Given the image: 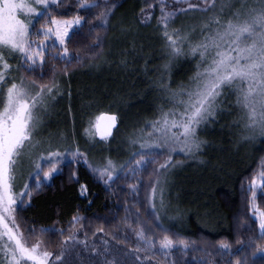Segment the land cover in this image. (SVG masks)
<instances>
[{
    "label": "trees",
    "instance_id": "trees-1",
    "mask_svg": "<svg viewBox=\"0 0 264 264\" xmlns=\"http://www.w3.org/2000/svg\"><path fill=\"white\" fill-rule=\"evenodd\" d=\"M258 2L247 0L246 9ZM83 3L95 6L82 8ZM229 5L236 10L240 0H217L207 12L198 9L180 11L188 6L175 0H58L32 18L30 33L34 35L46 17H79L81 23L70 32L71 39L58 48L61 52L66 47L68 56L56 53L54 60L61 61L62 73H66L70 68L73 70L93 61L100 54L93 62L101 60L100 63L107 67L104 77L113 79L118 65L110 66L112 61L135 62L133 68L144 62L157 64L166 61L164 52L169 54L170 50L166 48L163 35L165 26L159 22L163 8L175 13L168 21L167 31L174 34L173 30L178 29L182 36H188V41L182 45L185 54L175 57L169 54L167 59L182 65V70L179 68L173 72L171 78L173 84H183L186 73L191 74L190 71L200 64L199 55L189 53V43H198L210 30L219 27L212 23L213 17H218L222 23L227 22L234 11L230 7L227 9ZM205 25H210V29ZM47 52L45 58L53 56ZM23 62L27 63L25 70L33 80L45 77L39 81H47L53 73L54 66L47 61L32 68L28 67V62ZM61 79L64 84L62 97L54 107L67 125L68 116L72 110L75 112V105L70 103L66 91H71V84L74 87L76 77L71 74L66 79L61 74ZM236 99L237 92L225 86L218 98L215 115L209 117L205 127L202 126L199 138L208 144V153H202L200 164H205L203 159L207 164L189 167L172 176L171 191L174 189L179 194L174 199L170 193L168 198L179 207L177 214L182 216L176 221H163L159 217L160 227L184 243L160 251H146V255L161 264H264V253H259L264 246V232L260 231L259 218L255 214L256 209L264 212V183L250 184L252 177L264 171V138H248L244 134L246 125L240 117L244 109ZM149 111L137 110L124 117L118 131L124 130L131 118L148 116ZM72 121L78 133V118ZM211 153L213 156H208ZM141 156L151 158L153 154ZM128 165L111 183L105 184L82 159L64 162L51 179L31 188L27 199L17 209L19 226L29 237L42 239L49 251L57 252L61 240L70 233L73 221L81 220L89 239L96 233L102 237L100 244L92 239L88 245L92 253L100 245L111 244L115 245L111 246L112 249L120 252L121 248L116 246L135 242V212L139 208L135 204L144 202L145 192L143 173L135 169L133 161ZM201 172L210 176L203 177L205 174ZM90 222V227H86ZM222 243L229 247H221Z\"/></svg>",
    "mask_w": 264,
    "mask_h": 264
},
{
    "label": "rangeland",
    "instance_id": "rangeland-1",
    "mask_svg": "<svg viewBox=\"0 0 264 264\" xmlns=\"http://www.w3.org/2000/svg\"><path fill=\"white\" fill-rule=\"evenodd\" d=\"M57 1L58 0L49 5L56 4ZM236 6V10L241 8V4ZM229 7L234 10L233 5H229L227 9ZM261 7L262 4L258 2L254 5H250L247 9L258 10ZM247 9L245 6V10ZM37 11H40L39 7ZM50 19L49 17L44 18L41 25L33 32L34 35H30V39L36 41L33 48H37L40 41L44 39V37L40 35L43 30L48 27L55 28V26L50 24ZM52 19L67 21L75 20L76 17ZM73 28L69 29V34ZM46 44L47 47L43 50V61H47L48 64L50 63V65L54 66L53 73L47 81H39L45 80V77H39V80H33L29 77L25 70V65H27V63H24L22 58L18 56L6 57L10 65L8 70L9 76L6 77V79L9 81L14 80L16 83H20V81L23 80L25 87L28 88L30 94L33 95L38 92L42 86L52 88L51 93L45 90L44 104L43 106H38L36 109L38 124L35 129L34 139L38 141V143L36 147L28 151L27 156L23 158L16 171L14 194L26 193L23 197L17 195L18 204L14 206L16 207L15 219L17 225L19 226L16 218L17 209L25 202L31 188L40 186L43 182L48 181L49 179H44V176L49 173L53 167L59 169L64 162L75 158L82 159L91 172L105 184L111 183L118 174L127 168V166H129L128 164L133 161L135 169L143 173L145 179V192L144 202L141 201L135 204L139 207L135 212V242L132 243L131 241L127 243V246L124 245L123 247L116 246L121 248L120 252L116 251L114 247L112 249L111 246L115 245L111 244L110 246L100 245L102 247L99 246V249H97L95 253H92L88 245L92 242V239H96V242L100 244L102 237L96 233L92 235V239H89L90 237L88 238L83 229L85 224H83L81 220L73 221L70 233L63 241L61 240L57 252L49 251L50 249L42 239L29 237L19 226L20 232L27 240V246L39 243L42 250H47L52 253L49 264H161V262L146 255V251L154 249L160 251L165 249L162 247L165 238L172 241L169 247L174 246V244L184 243V240L177 236L175 237L173 234H170L160 227V218L163 221H176V219L182 216L181 213L177 214L179 207L168 198V196L170 197V193L174 199H176V196L179 194L174 191V189L171 191V184L173 183L172 176L177 172L181 174L189 167H203L207 164V160L205 159H203L205 164H200L202 153H204V151L206 155L208 153L206 148L208 144L202 142L199 136L202 135V126L205 127L208 124L209 118L197 126L196 138L200 147H193L191 151H188V149L180 151L182 145L172 142L166 145L163 144L161 134L153 131L152 124L160 119L162 110L165 112L169 110H182V108L175 105V99L181 97L174 98L173 94L181 92L182 89L186 90L190 88L192 86V77L195 76L197 71L202 70L203 66L201 64L196 65L195 68L190 71L192 72L191 74L186 73V80L184 79L185 82L183 84H173L171 76L173 72H176L179 68L181 71L182 65L180 63L175 64L171 60L168 61L169 54H166L165 51L164 58H162L166 59V61H160L157 64L149 62L141 64L139 62V65L141 64L140 67L133 68L135 62L112 61L110 66L116 64L118 67L114 71L116 74H112L115 77L111 79L104 77L106 73L105 68L107 67L102 65L104 64L103 62L100 63L101 60L97 63L93 62L99 57V54L97 57L93 58V61H87L79 67H75L73 70H70V68L68 72L62 73L64 70H61V61L59 63L58 59L54 60L56 55H62L63 50L61 52L58 51V48L62 47V45L55 43L54 39H49L46 41ZM55 44L56 48L54 47ZM46 51H48L47 54L52 53L53 56L45 58L44 53ZM30 63L31 62H28V65ZM36 65L43 64L38 61ZM151 73H154L152 77L150 76ZM61 74H63L66 79L70 77L71 74L76 77V79L73 80L75 82L74 87L73 84H71V91L70 89L66 91V96L72 100H70V103L75 105L76 112L73 113L72 110L71 116H68L67 125H64L65 121L59 117V110H55L54 107L57 105L55 102H58L62 97L61 90L64 84H62V79L60 80ZM33 81L35 83H32ZM137 110L140 112H147L150 110V113L148 116H140L135 119L131 118L129 124L124 126V130L119 132L118 127L120 123L122 124L124 117L136 113ZM102 112L114 113L118 120V126L113 134L104 139H100L96 136L95 127L92 126L96 123L97 117ZM240 117H242L246 125L248 119L245 109L244 114L240 112ZM74 118H78L79 121L80 129L77 131L78 133H76L75 123L72 121ZM244 129L246 131L244 134L248 136V138H255L256 136V138H264L259 126L251 128L245 127ZM117 131L118 134L116 133ZM172 131L179 133L182 130L172 129ZM248 138L246 137V139ZM181 139H183V137H181ZM157 143L161 144V146H151ZM173 148L175 149L174 151L172 150ZM52 153H58L59 155L53 156ZM142 154H153V156L151 158L143 157L141 156ZM208 156L212 157L213 154L211 153ZM142 158L143 162L137 164V161ZM109 161H111V167H108ZM166 162H169L168 167L161 168L160 166ZM36 165L40 166L39 169H37ZM105 168H108V171L104 172L102 176L101 172H103ZM56 172L52 173L51 177ZM108 173H111V178H109ZM206 175L210 176L209 173H206L203 177ZM263 183L264 171H260V173L250 180L251 185H260ZM199 186L200 185H195L197 188ZM194 192L195 191L192 193ZM187 194L189 195V193ZM141 199L142 198H140V200ZM186 200H184V202ZM155 211H157L158 215H156ZM256 212L255 214L258 216L260 224L261 218L259 212L262 211L256 209ZM91 224L92 222L87 223L86 227H90ZM10 226L12 225L10 224ZM260 231L262 230L260 229ZM141 232L143 233V239L139 236ZM0 243H4V241H0ZM137 249H139V251H137ZM259 253H264V246L259 249ZM58 255H62V259L57 260L55 257ZM137 257H139V259H137ZM0 260H3L2 253H0ZM5 264H7V262H5ZM21 264H31V262L22 261Z\"/></svg>",
    "mask_w": 264,
    "mask_h": 264
},
{
    "label": "snow or ice",
    "instance_id": "snow-or-ice-1",
    "mask_svg": "<svg viewBox=\"0 0 264 264\" xmlns=\"http://www.w3.org/2000/svg\"><path fill=\"white\" fill-rule=\"evenodd\" d=\"M56 0H0V253L3 260L0 264H49L52 253L42 250L40 244L27 246V240L19 230L15 219L18 204L17 195L23 197L26 193L14 194L16 171L28 151L36 147L38 141L34 139L38 124L36 109L44 104V93L52 92V88L42 86L34 95L30 94L23 80L16 83L9 81L10 65L6 57L18 56L26 62H31L32 68L39 61L43 64V50L46 41L54 39L55 43L64 45L70 40L69 29L79 26L80 18L75 20L59 21L50 19L55 26L43 30L40 35L44 37L37 48H33L36 41L30 39L31 18L40 15L50 3ZM163 2V0H161ZM177 3L187 4L189 9H198L207 12L216 5L217 0H175ZM260 9H247V0H240L241 8L232 13V17L222 23L218 17L212 18V23L219 27L210 30L198 43L188 45L191 55H199L202 70L192 77V86L179 93H174L175 105L182 110L161 111L160 119L152 124L154 132L161 134L163 144L169 142L182 145L180 151L193 147L199 148L196 138V128L209 117L215 115L218 98L227 86L237 92L236 103L246 110L248 123L246 127L259 126L264 135V0ZM94 4L83 3L82 8H90ZM39 7L40 11H37ZM221 10H223L221 8ZM160 23L165 26L163 33L166 48L172 57L185 54L182 45L188 41L187 35H181L178 29L170 34L167 31L168 21L175 16L174 12L161 9ZM27 21V22H26ZM210 29V25H205ZM68 49L63 48V56H68ZM32 83H35L34 81ZM116 116L102 115L97 117L92 125L97 130L104 123V132L101 138L111 135V129L116 124ZM172 129H181L179 133ZM87 131V130H86ZM183 137V139H181ZM152 147H160L157 143ZM143 147V145H142ZM175 150L174 148L172 149ZM53 156L59 155L52 153ZM143 162V158L137 164ZM168 163L161 168H167ZM39 169V165H36ZM111 167V161L108 162ZM58 171L55 167L45 174L44 179H50L52 173ZM105 168L104 172H107ZM111 178V173H108ZM27 187V186H25ZM264 188V185H262ZM255 196V194H254ZM22 202V201H20ZM259 227L264 232V212H259ZM10 224L12 226H10ZM143 239V233L139 234ZM172 241L165 238L162 247L168 248ZM227 249V244H221ZM139 251V249H137ZM62 259V255L55 257ZM139 259V257H137ZM239 264V262H237Z\"/></svg>",
    "mask_w": 264,
    "mask_h": 264
},
{
    "label": "water",
    "instance_id": "water-1",
    "mask_svg": "<svg viewBox=\"0 0 264 264\" xmlns=\"http://www.w3.org/2000/svg\"><path fill=\"white\" fill-rule=\"evenodd\" d=\"M102 115H109V116L114 115V116H116L114 113H111V112H102V113H100L99 116H102ZM99 116H98V117H99ZM116 118H117V117H116ZM104 123H105V122H101V127H100L99 130H97V129L95 128V134H96V136H97L98 138H100V139H102V138H101V134L104 132ZM117 126H118V120L116 119V124H115V126L111 129V135L113 134V132L115 131V129L117 128ZM111 135H108L106 138L110 137ZM103 139H104V138H103Z\"/></svg>",
    "mask_w": 264,
    "mask_h": 264
},
{
    "label": "bare ground",
    "instance_id": "bare-ground-1",
    "mask_svg": "<svg viewBox=\"0 0 264 264\" xmlns=\"http://www.w3.org/2000/svg\"><path fill=\"white\" fill-rule=\"evenodd\" d=\"M103 179V178H102Z\"/></svg>",
    "mask_w": 264,
    "mask_h": 264
}]
</instances>
